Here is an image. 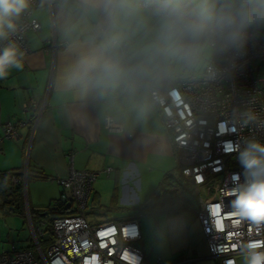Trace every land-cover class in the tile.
Returning a JSON list of instances; mask_svg holds the SVG:
<instances>
[{
  "label": "crops",
  "instance_id": "0c3cea01",
  "mask_svg": "<svg viewBox=\"0 0 264 264\" xmlns=\"http://www.w3.org/2000/svg\"><path fill=\"white\" fill-rule=\"evenodd\" d=\"M34 16L40 28L26 33L30 49L23 56V70L12 69L6 79L0 80V185L8 171H31L20 211L2 206L0 191V251L5 250L2 220L18 215L28 224L30 207L55 206L61 193L56 180L65 177L71 167H112V173L93 182L89 199L92 208H101L99 211L104 213L107 207L106 213H116L112 218L142 205L146 207L143 213H165L162 235L172 259L165 262L159 255L161 260L168 264L185 252L193 253L196 259L207 258L204 235L195 220L197 189L178 170L171 132L163 125L161 111L150 99L149 91L120 89L105 97L95 92L81 96L58 85L59 71L76 55L68 50V44L85 45L97 34L101 19L82 14L76 0H39ZM145 96L151 107L142 115L139 103ZM44 99L45 110L29 141L30 113L23 112L22 106ZM107 115L121 131L106 128ZM18 120L24 121L19 127L20 137L4 138L2 125ZM32 171H41L45 176ZM167 175H171L165 184L168 190L155 196ZM132 184L140 189L137 194ZM6 242L8 249L15 240Z\"/></svg>",
  "mask_w": 264,
  "mask_h": 264
},
{
  "label": "built area",
  "instance_id": "2783aa9c",
  "mask_svg": "<svg viewBox=\"0 0 264 264\" xmlns=\"http://www.w3.org/2000/svg\"><path fill=\"white\" fill-rule=\"evenodd\" d=\"M38 2L31 0L29 8L15 21L17 32L9 40H0V48L14 41L24 55L29 51L26 33L40 28L34 16ZM149 96L161 111L163 125L171 132L180 174L197 189L195 220L204 235L205 257L218 259L220 264L228 259L238 261L241 243L264 240V227L231 214V198L226 193L233 187L234 174L242 173L237 154L229 152V144L245 138L264 143V33L255 35L238 56L214 58L198 73L191 71L175 81L165 80L151 89ZM45 107V99L22 106L23 112L30 113L29 141ZM249 113L257 120L244 127L242 121ZM22 125L23 120L3 124L4 138L18 139ZM105 126L109 131L122 130L110 115L105 118ZM113 171L112 167L98 170L71 167L56 182L61 188L59 198L69 201L68 208L72 210L52 219L53 239L47 249L43 251L39 243L46 235V222L43 219L32 222L27 213L34 251L13 243L0 251V264H93L94 257L99 264H166L159 256L151 261L136 246L141 240L137 217L87 221L85 209L93 182ZM7 177L10 185H25L27 169L12 171ZM218 222L222 223V230ZM196 258L185 252L168 264H189Z\"/></svg>",
  "mask_w": 264,
  "mask_h": 264
},
{
  "label": "clouds",
  "instance_id": "9594fccd",
  "mask_svg": "<svg viewBox=\"0 0 264 264\" xmlns=\"http://www.w3.org/2000/svg\"><path fill=\"white\" fill-rule=\"evenodd\" d=\"M31 0H0V40L17 32L16 19ZM85 16L101 19L97 34L85 45L68 44L74 60L58 73L64 90L100 97L117 90L146 92L178 70H192L214 58L238 56L248 42L264 30V0H76ZM23 51L14 41L0 48V80L12 69L23 70ZM147 96L140 113L150 109ZM257 120L246 114L242 126ZM237 154L242 173L233 176L231 214L264 227V143L245 138L229 144ZM6 186V181H5ZM223 207V206H221ZM239 261L225 264H264V240L239 245ZM93 264H99L94 257Z\"/></svg>",
  "mask_w": 264,
  "mask_h": 264
},
{
  "label": "rangeland",
  "instance_id": "374dc122",
  "mask_svg": "<svg viewBox=\"0 0 264 264\" xmlns=\"http://www.w3.org/2000/svg\"><path fill=\"white\" fill-rule=\"evenodd\" d=\"M264 33V30L259 32V35ZM205 63L201 66L194 68L192 70L179 69L178 73L175 77H179L183 74H186L189 71L200 72L203 69ZM27 181V180H26ZM134 192L137 194L140 189L135 184H132ZM25 185L23 184V197H24ZM91 199V197L89 198ZM135 204H131L130 206H134ZM137 206V205H136ZM85 217L89 223H99L101 221L108 220L111 215H115L116 213H103L100 212L97 208H92L90 205V200L85 209ZM134 216L138 218L141 231L142 238L139 242L136 243V246L139 247L145 256L153 261L154 258H157L159 255L162 260L165 262H169L172 259V252L169 251L164 245V238L162 235V222L165 218V213H140L136 208H132L130 213H123L120 216ZM10 222L11 225H8ZM1 225L3 227L2 240H5V243H2L3 247L6 249L8 240H15V244L17 246L27 245L31 243V238L29 237V226L27 221L22 216H8L5 220H2ZM34 251V250H33ZM36 254V252H34ZM37 256V255H35ZM218 262L213 258H202L196 259L189 264H217ZM40 264H45L41 262Z\"/></svg>",
  "mask_w": 264,
  "mask_h": 264
},
{
  "label": "trees",
  "instance_id": "16d2710c",
  "mask_svg": "<svg viewBox=\"0 0 264 264\" xmlns=\"http://www.w3.org/2000/svg\"><path fill=\"white\" fill-rule=\"evenodd\" d=\"M190 72L191 71L187 73ZM10 172L8 171L5 173V178H3V181L1 182L0 185V189H1L0 191H1L2 203H3L2 206L4 205L5 207H7L8 210L11 211H20L22 209L20 205L22 204V199H23V191H22L23 185L22 183H18L16 185H10V181L7 177L8 174H10ZM27 172H28L27 174V179H28L29 176L31 175V171L28 169ZM32 173H35L39 177L45 176L41 171H34V172L32 171ZM169 177H171V175H167L163 179V181L161 182V184L154 193L155 196H158L161 193H164L165 191L168 190L166 189L165 184ZM5 181H6V186H5ZM18 203L20 207H17ZM65 205L66 204L62 202L61 199H58L57 202L55 203V206H57L56 209H51L50 208V206H52L51 204L47 206H38V207L29 208V216L32 222H36L38 219H43L46 222V235L39 239V243L43 251L47 249V247L49 246V244L52 242L53 239L52 219L58 215L70 214L72 210L71 208L65 209L64 208ZM145 208L146 207L142 205L141 207L138 208V211L140 213H143L146 210ZM98 210H101V208H98ZM106 211H108L107 207L105 208L104 213H106ZM25 248L34 250V246L32 242Z\"/></svg>",
  "mask_w": 264,
  "mask_h": 264
},
{
  "label": "water",
  "instance_id": "95a60500",
  "mask_svg": "<svg viewBox=\"0 0 264 264\" xmlns=\"http://www.w3.org/2000/svg\"><path fill=\"white\" fill-rule=\"evenodd\" d=\"M62 202H64L66 205H65V209L68 208L70 206V202L69 201H66V200H62ZM51 209H56L57 206H50Z\"/></svg>",
  "mask_w": 264,
  "mask_h": 264
},
{
  "label": "snow or ice",
  "instance_id": "6c2138e0",
  "mask_svg": "<svg viewBox=\"0 0 264 264\" xmlns=\"http://www.w3.org/2000/svg\"><path fill=\"white\" fill-rule=\"evenodd\" d=\"M219 211V208H217V212ZM218 227H220L221 228V230H222V228H223V225H222V223L221 222H218ZM101 235H103V236H106L107 235V233H102ZM94 259V258H93Z\"/></svg>",
  "mask_w": 264,
  "mask_h": 264
},
{
  "label": "flooded vegetation",
  "instance_id": "af4514ba",
  "mask_svg": "<svg viewBox=\"0 0 264 264\" xmlns=\"http://www.w3.org/2000/svg\"><path fill=\"white\" fill-rule=\"evenodd\" d=\"M27 174H28V172H27Z\"/></svg>",
  "mask_w": 264,
  "mask_h": 264
}]
</instances>
